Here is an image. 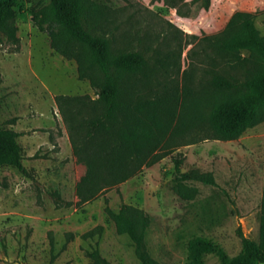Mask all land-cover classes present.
Returning a JSON list of instances; mask_svg holds the SVG:
<instances>
[{
    "label": "rangeland",
    "instance_id": "374dc122",
    "mask_svg": "<svg viewBox=\"0 0 264 264\" xmlns=\"http://www.w3.org/2000/svg\"><path fill=\"white\" fill-rule=\"evenodd\" d=\"M50 2L17 0L18 44L0 32V129L19 133L30 172L8 163L0 148V264H141L133 240L107 211L118 213L124 204L150 216L145 240L155 264H221L219 253L193 250L198 238L219 245L229 259L244 252L245 239L260 243L264 121L225 140L204 139L208 132L194 129L191 118L207 122L211 106L233 94L211 84L215 72L243 74L229 69L213 37L238 11L251 13L264 36V0H91L112 47L144 56L143 64L122 73L119 90L126 101L140 103V133L148 129L155 153L165 156L85 203L77 185L87 165L73 143H82L88 121L103 108L72 99L60 105L57 97L97 101L94 85L104 77L91 67L80 78L77 61L56 52L34 26L32 11ZM241 56L254 61L248 50ZM131 109L117 119L116 131L133 123ZM194 137L198 141L180 145ZM175 157L183 159L185 173L214 181L175 180Z\"/></svg>",
    "mask_w": 264,
    "mask_h": 264
},
{
    "label": "trees",
    "instance_id": "16d2710c",
    "mask_svg": "<svg viewBox=\"0 0 264 264\" xmlns=\"http://www.w3.org/2000/svg\"><path fill=\"white\" fill-rule=\"evenodd\" d=\"M16 3L17 0H0V32L18 44L20 38L14 9ZM92 3L91 0H51L44 9L32 11L34 26L48 34L52 48L65 58L77 61L80 78H85L87 69L91 67H97L104 77L102 84L94 85L99 96L97 101L88 95L57 97L60 105L72 99L89 105L94 111L98 105L103 108L101 113L88 121L87 130L82 134V143H73L75 151L87 165V173L77 185L80 203L90 201L107 188L132 177L148 160H158L165 156L155 153L156 145L148 129L140 133V103L126 101L119 90L122 73L132 70L137 64H143L144 56L138 51L112 47V38L106 32L108 27ZM213 41L226 54L229 69H243V74H232L228 69L213 74L211 84L233 94L211 106L207 122L195 121L193 116V128L198 132L206 130L208 137L204 139H236L247 128L264 121V36L256 28L251 13L238 11L227 28L213 37ZM242 50H248L254 61L242 57ZM126 108L133 109V123L124 120L127 130L116 131L115 122L120 116H127ZM18 136L16 131L0 129V148L6 151L8 163L29 175V170L22 162ZM196 141L198 139L194 137L180 145ZM142 143L145 149H140L139 144ZM174 163L177 181H214L210 175L185 173L182 168L183 159L179 157L174 158ZM107 211L114 219L118 231L129 234L133 240L141 264H155L145 240L150 225L148 213L129 204H124L118 213L110 209ZM244 244V252L231 259L225 256L219 245L203 238L196 239L192 248L198 253H219L223 256L221 264H264V219L261 242L257 244L245 239ZM93 256L105 262L99 252H94Z\"/></svg>",
    "mask_w": 264,
    "mask_h": 264
}]
</instances>
